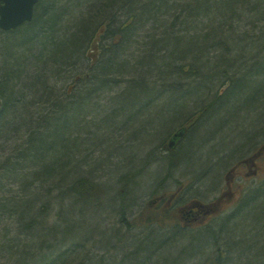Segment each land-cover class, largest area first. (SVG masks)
<instances>
[{"label":"trees","instance_id":"trees-1","mask_svg":"<svg viewBox=\"0 0 264 264\" xmlns=\"http://www.w3.org/2000/svg\"><path fill=\"white\" fill-rule=\"evenodd\" d=\"M237 4L242 8V12L235 10L238 14H257L256 4L250 0H39L31 22L11 31L0 29V264H153L162 258L164 249L180 244L182 240H170L184 228L178 221L170 224L172 230L161 225L149 237L143 235L151 233L145 230L139 235L123 232L125 223H130L127 214L137 200L128 188L135 173L123 168L110 178V172L118 168L108 167L113 152L119 160L130 161L128 153L125 158L110 147L124 148L126 142L120 137L126 128L127 137L136 138L139 133L158 131L162 119L177 120L160 140L151 142L159 141L162 146L174 126L200 114L176 148L163 151L162 161L173 167L179 151L193 133L202 130L201 125L209 130V138L198 140L199 146L209 149L210 139L221 125L226 128L237 123L234 116L238 111L260 101V107L264 106V83L254 86L255 81L246 78L264 79V18L249 22L258 28L250 40L259 43L255 49L259 47L261 53L248 54L254 57L253 64L238 86L226 73L228 62L223 70L211 64L204 67L205 60L221 59L215 63L220 67L226 57L213 54L212 46H200L192 39L193 52L189 48L182 51L184 34L206 27L208 32L211 28L222 33L219 44L223 46H216L219 52L220 47L234 49L225 42L230 36L226 27ZM192 19L196 23H190ZM206 33H199L198 39L206 40ZM98 34L101 42L109 38L112 42L100 45L99 58L92 63L87 51ZM222 73L224 80L212 84ZM229 90H240L242 95L238 100L231 97L234 93L227 97ZM159 99L166 101L163 110L169 109L162 118L156 115ZM232 102L239 105L229 108ZM259 111L255 119L239 114L244 127L261 130L257 139L264 138V117ZM135 122L141 125L138 134L131 133ZM219 132L222 136L224 131ZM235 135L243 136V141L253 138L243 127L231 134ZM234 148L228 149L232 152ZM92 149L102 152L94 160L88 154ZM218 153L214 158L221 157ZM103 160H108L107 168H102ZM170 167L168 174L173 173ZM99 171L108 176L100 179ZM112 179L117 186L114 194L106 188ZM108 192L112 194L109 203ZM87 201L91 205L86 207ZM54 211L57 214L52 218ZM168 213L163 214L166 219ZM105 216L122 227H107ZM91 219L99 220L100 227L89 229ZM225 227L222 222L192 234V239H183V251L177 250L175 257L181 258L177 264L208 248L212 253L204 254L200 264H232L235 254L243 250L246 252L239 255L246 260L239 258L240 264H264V219H256L252 228L238 236L233 229L225 236ZM156 234L162 237H154ZM105 235L110 239L103 240ZM143 242L155 247H141Z\"/></svg>","mask_w":264,"mask_h":264},{"label":"rangeland","instance_id":"rangeland-1","mask_svg":"<svg viewBox=\"0 0 264 264\" xmlns=\"http://www.w3.org/2000/svg\"><path fill=\"white\" fill-rule=\"evenodd\" d=\"M250 2L256 4L257 9L254 12H256L257 14L253 12H249V11L244 16H242L241 13L238 14V12H236L237 9L238 11L242 9L238 4H237V7H235L232 10L233 13L232 11H230V13H232L233 15L229 21V24L226 27L227 31L230 33V36H227L228 38L225 44H231V46L234 45L235 47L234 49L230 47L229 48L230 50L228 51L226 50V48L220 47V52H219L216 46L217 45L223 46L222 44H219V41L222 40L220 38L222 36V33L218 31L214 33V31L211 28L208 32L209 28L207 27L203 29L197 28L196 31H190L189 32L190 34L188 33L184 34V36L182 37V51H186V50L188 51V48L190 51L191 42H192V39H194L197 41L195 43H197L200 46L202 44L206 45L207 47L212 46L213 54H215L216 56L219 54H222L221 55L222 57L226 56L224 57V59L222 58L223 61L220 67L218 65L215 66V63L216 64L217 62L219 63L221 59H213V62L212 60L210 61L205 60L204 67H206L207 64H211V65H214L213 66L214 68H219L220 70H223L225 67L224 63L228 62L229 65L227 64L228 68H226L227 69L226 73L228 75H231L230 77L233 78V81H234L233 83H235L237 86L242 83L240 80L241 77H243V75H247L250 72L249 65L253 64L251 61L253 60L254 57L248 56V54L249 53L251 54L252 52H254V50H256V52L254 53H261L259 51L260 49L259 47L255 49L256 45L259 43L251 42L252 40H250L251 39L250 37H252L253 33H256V31L258 30V28L252 27L250 23L255 22L257 17L259 20V16L264 18V0H250ZM230 5L233 7L235 4H233L232 2ZM190 19L191 17H189V20ZM193 21L196 23V19H192L190 23H192ZM217 28H218V24H216V29ZM231 28H232V31H230ZM203 32H207L205 35L206 40L204 41H202V38L200 39V37L198 39V34L199 33L201 34ZM224 34L225 33L223 32V35ZM186 35L188 38L191 39V41L187 40V37H185ZM190 52H193V51L191 50ZM225 52H227L228 55H226ZM88 53H89V56L91 57L90 60L92 63L97 61L100 55V34H98V36L93 40L90 50H88ZM263 58L264 56L262 57V59ZM216 77L217 79H215ZM216 77L211 81L212 84H217V83L219 84V82L224 80L226 76L223 75L222 73V74H218ZM246 78L248 80L251 79L250 81L257 82V83L252 82L254 86H258L260 83H264V79L258 80L256 79V76L254 75L247 76ZM186 79H191V77H186ZM229 85L230 83L226 87L228 88ZM156 90L157 89H155L154 92H156ZM197 91H198L197 93L199 94V90ZM235 91L232 90L230 92L229 90L227 97H230V95H233L232 93H234V95L231 97L238 100L242 94H239L241 93L240 90H235ZM187 93H190V92H187ZM164 100L165 99L158 100L159 113H156L158 118H162L163 113L169 110V109L163 110L162 108L163 103H166V101ZM170 100H172V98ZM100 102L105 103V101L103 100ZM234 102H232L229 105V108H232V105L234 106L239 105V104H234ZM259 103L263 104L261 101L258 102V104ZM258 104L251 103V106L247 105L245 110L241 109L240 111H238L237 116H234V118H237L239 120L237 121V123L226 127L227 129H229V131H225L226 128L225 127L223 128V125H221L220 129L216 131L217 135L215 137L212 136V138L210 139L209 149H204V148L202 149L199 146V143H201V141L204 142L207 138H209V135H207L209 130H206V127H204L205 124L201 125L202 130H199L198 133H193L192 136L190 137L191 138L190 141L189 142L187 141V143L190 145L186 146L187 145L186 143L184 146V149L179 151V155H178L179 157L175 158L173 167L168 166L170 168H173V173L171 174L167 173V169H168L167 164H166L167 161L166 162L162 161L164 159L163 151L167 150V147H163V141H165L168 137L170 138L171 135L176 131V129L179 128V126H174L173 129L170 131V133L166 135L165 138H163L162 143H161L162 146L158 145L159 141L155 143H151V142H154L155 139L160 140L165 135L167 128H169V126L171 127V125H173V123H176L177 120L170 123L171 120L165 118V117L169 118L170 114L169 115L166 114V116L164 117L165 119L160 120L162 122V125H159L158 131L147 132L146 134L139 133L140 136L136 138H133V136L127 137V128H126L124 132L122 133L123 135L120 137V139L126 142L125 143L126 145L125 146L123 145L124 148L123 149L116 148L113 145H111L110 148H114L118 150L120 155L124 156L125 158H127L126 156L128 153L129 154L128 158L130 159V161L128 159L123 160V161L119 160L120 156H118L117 152L115 151L112 153L111 156H109L111 158V162L109 164L110 166L108 167H112L113 165H117L118 167L116 171L110 172L111 174L110 178H114L117 175H119L118 174L119 170L123 168H127L126 170H124L125 172L135 173V176L132 177L133 180L131 181L130 184H128L129 185L128 188H130L129 189L130 196L136 195L137 200L135 204L132 205L133 206L132 210L128 213V217H129L128 219L135 225L141 226V227L133 228V229L150 231L151 233H148V232L144 234L142 233L143 235L147 234V236L149 237L152 235V233H156L155 231L159 230V226L161 225L169 226L167 230H172L174 228V226H170V224L175 223L177 221L179 222L180 220V217L177 216L176 214V210H174L173 208H166V207H161V206L159 207L157 205L150 207L148 205V202L152 199L153 195L161 191H165V189L173 190L176 187L178 182H181L184 185V189L182 190V193H181L183 199L198 198V200H202L204 202H210L214 200L219 194H221V192L225 191L226 187L223 189V186L225 183L224 181L225 173H227V171L231 167V166L227 167L228 165H226V163L230 161V159H232V156L235 154V152L241 150L242 148L244 149L246 145L252 143L253 139H257L258 132L261 131V130H256V129L251 130L250 128L244 127L245 124H244V121L242 120V118H249V117H252L253 119H255V117L257 116L256 110L258 109L260 110L259 114H261L264 117V106L260 107L261 104L259 105ZM168 106L170 107L171 105L169 104ZM168 106L167 108H169ZM158 110L156 112H158ZM218 114L216 115V118L217 117L219 118ZM239 114L241 115L242 118H240ZM89 115L91 114L88 113L87 117ZM216 120L218 119L212 120V122H210V124L212 123L210 126L211 129L212 127H214L213 124L214 122H216ZM133 126L134 128L131 129V133H132V130H135V133L140 131V129L137 127H141V125L135 122ZM240 127L247 129L248 133H252L253 138L251 139V137H249V139L247 140L245 139L244 141L243 140L241 141V138H238L236 135L231 136V134L235 133V131L238 130ZM145 130L148 131L147 128ZM219 130L224 131L222 132V136H220ZM263 131L264 130H262V132ZM145 138H147L148 140L146 141ZM198 140H201V141H198ZM231 147L233 148L235 147L232 150V152H230L228 149ZM152 150L154 154L151 156V154L153 153ZM216 151H219L218 154L221 156L220 158L219 157L214 158V153ZM101 153L102 152L94 151L92 149L88 154H91L92 156L91 160H94L96 156L101 155ZM236 154L239 155L240 153H236ZM236 160L237 158L234 157L233 164L235 163ZM107 162L108 160L101 161L102 168H107V164H106ZM162 163L164 165H162ZM200 172L202 173L201 176H199ZM98 174L99 175H97V177H99L100 179H104L105 177L108 176V175H103L101 171H99ZM196 174H198V176ZM263 181H264V172L263 174L259 175V179L257 180L258 183L251 182L247 186V189H245L244 187L247 185L248 181L246 180L236 181V184H234L233 190L237 198L236 199L234 198L232 201L227 202L224 208L218 211L217 214H214L212 218H209V220H207L206 222L202 221L199 223L195 222V224H186L184 228H181L183 230V233L178 234V235L174 234L172 235V238L170 239L172 240V243H174V240L175 241L182 240L180 244H178L177 246L171 245L167 247L166 249H164V255L162 256V258L157 259L156 261H154L153 264H176L177 260L179 259V258H175L176 256H178L177 250L183 251L182 244L185 243L184 240H187L188 238L192 239L193 238L191 237L192 234L193 235L199 234L200 232H202L206 228H209L210 226H215L223 222L226 225L225 230L223 231V234L225 236H227L229 233V230H232V229L234 230V233L236 232V236H238L241 233L243 234L242 232L243 230L245 229L249 230L256 219L258 220L264 219V188L262 189L263 184H264ZM238 184H241L243 187L238 186ZM116 187H117L116 181L112 179L110 183H108L106 188L109 189L114 194ZM119 187H121V185ZM153 188H157V190L155 191V194H153V192L152 193L150 192ZM257 189H260V190L256 191ZM111 192H108V195L105 197L107 203L111 201V197H112ZM169 194L170 193H168V197H169ZM85 205L87 207V205L88 206L91 205V202L87 201ZM163 212H169L168 213L169 219L168 218L166 219V217L162 216ZM55 214H57V211L53 212L54 216H52V218L56 217ZM133 217H136V218H133ZM105 220L107 222L106 223L107 227L109 225H114V224L122 227L120 222H117V221L115 222V220L110 219L108 216L107 217L105 216ZM87 223H88L89 229L93 227L99 228L101 224V222L97 219L88 220ZM81 233L85 234L86 231H83ZM161 235L162 234H156L154 237H158L159 239V236L162 237ZM164 238H166V236H164ZM109 239L110 238L106 236L104 237L103 240H109ZM85 244L90 246V241L89 242L86 241ZM63 245L64 244H61L58 246H63ZM142 246L145 248H150V249H153L155 247V245L152 242H143L141 247ZM70 250L71 248L68 247L67 253H69ZM81 250L82 249L80 246L79 252H81ZM85 252L88 253L87 251ZM207 252L212 253V249L208 248L206 251L204 250L202 254L200 253V255L196 254L195 256L189 257L185 262H184L185 260L184 259L183 264H198V263L200 264L202 262L203 255L206 254ZM239 252L235 254L232 264H240L238 260L239 258L242 259V261L246 260L245 255H239V254L246 252V250H243L240 253ZM82 256L84 259V253ZM247 257L248 259L253 258L252 256H247ZM74 264H78V262Z\"/></svg>","mask_w":264,"mask_h":264},{"label":"flooded vegetation","instance_id":"flooded-vegetation-1","mask_svg":"<svg viewBox=\"0 0 264 264\" xmlns=\"http://www.w3.org/2000/svg\"><path fill=\"white\" fill-rule=\"evenodd\" d=\"M235 157L237 160L229 168L226 176L228 180V190L222 192L221 195L216 198L215 203L211 205L208 204V207L204 206V203L200 202L198 198H190L192 203L188 206L180 205L179 202L184 199L181 195V186L179 185L173 190L165 189V191L153 195L148 204L150 206L157 205L159 207L173 208L181 214L182 218H185L189 222L206 221L212 216V213H214H210L214 207L218 209V207L227 204V201H232L234 198H237L233 190L236 181H248L247 185L244 187L245 189H247V186L251 182L258 183L257 180L259 179V175L264 172V138L248 146L245 148L244 152L239 155L236 154ZM238 186L242 185L238 184ZM168 193H170L169 197Z\"/></svg>","mask_w":264,"mask_h":264},{"label":"water","instance_id":"water-1","mask_svg":"<svg viewBox=\"0 0 264 264\" xmlns=\"http://www.w3.org/2000/svg\"><path fill=\"white\" fill-rule=\"evenodd\" d=\"M38 0H0V27L11 30L33 19ZM2 100L0 97V106ZM186 133V127L179 129L171 139L170 146L176 145Z\"/></svg>","mask_w":264,"mask_h":264},{"label":"bare ground","instance_id":"bare-ground-1","mask_svg":"<svg viewBox=\"0 0 264 264\" xmlns=\"http://www.w3.org/2000/svg\"><path fill=\"white\" fill-rule=\"evenodd\" d=\"M35 10H36V7L34 8V14H33V19H34V16H35ZM32 19V20H33ZM31 20V21H32ZM18 28V27H17ZM110 42H112V39L111 38H109L108 40H106V41H100V45L101 46H104L105 44L106 45H108V44H110ZM105 45V46H106ZM89 50H90V48H89ZM87 53H88V51H87ZM100 53H101V48H100ZM87 56H89V53L87 54ZM1 106H2V103H1ZM0 106V107H1ZM181 117V116H180ZM183 123V121L180 123V125H178V126H181V124ZM259 135H261V132L260 133H258V136ZM243 137V136H242ZM165 138V137H164ZM261 138H263V137H261ZM261 138H259V139H253L252 140V143H255L256 141H258V140H260ZM168 141H169V137L165 140V141H163V147H165L167 144H168ZM241 141H242V139H241ZM240 141V142H241ZM252 143H250V144H252ZM245 151V149H241V150H239V151H237L236 153H242V152H244ZM235 153V154H236ZM235 154L232 156V159H230V161H228L227 163H226V165H228L227 167H230V166H232L233 165V162H234V157H235ZM134 173V172H133ZM155 192V191H154ZM154 192H153V194H154ZM192 202H191V199L189 198V199H184V200H182V201H180L179 202V204L180 205H182V206H188V205H190ZM112 213H115V211H113L112 210ZM129 213V212H128ZM133 216V215H132ZM131 216V217H132ZM127 220H128V214H127ZM133 218H136V217H133ZM129 222L130 223H125V226L123 227V232L125 233V234H138L139 235V233H141L140 232V230H136V229H133V228H138V227H141V226H137V225H135L134 223H132L130 220H129ZM181 233H183V231L181 230V231H177L175 234H181ZM223 241V240H222ZM220 245H221V247H223L225 244L224 243H220ZM224 248V247H223ZM143 258H145V257H143ZM179 258V257H178ZM180 259L181 258H179L178 260H177V262H176V264L180 261ZM144 260V259H143Z\"/></svg>","mask_w":264,"mask_h":264}]
</instances>
